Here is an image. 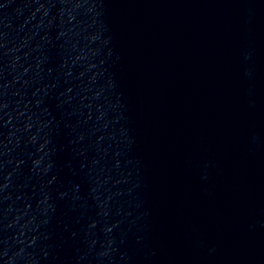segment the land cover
Returning <instances> with one entry per match:
<instances>
[{"label":"water","instance_id":"95a60500","mask_svg":"<svg viewBox=\"0 0 264 264\" xmlns=\"http://www.w3.org/2000/svg\"><path fill=\"white\" fill-rule=\"evenodd\" d=\"M0 264H264V0H0Z\"/></svg>","mask_w":264,"mask_h":264}]
</instances>
